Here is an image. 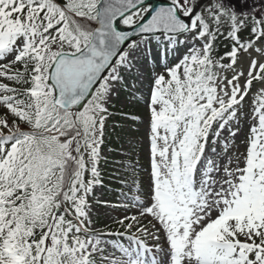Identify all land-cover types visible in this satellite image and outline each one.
<instances>
[{"label":"snow or ice","instance_id":"6c2138e0","mask_svg":"<svg viewBox=\"0 0 264 264\" xmlns=\"http://www.w3.org/2000/svg\"><path fill=\"white\" fill-rule=\"evenodd\" d=\"M0 264H264V0H0Z\"/></svg>","mask_w":264,"mask_h":264},{"label":"rangeland","instance_id":"374dc122","mask_svg":"<svg viewBox=\"0 0 264 264\" xmlns=\"http://www.w3.org/2000/svg\"><path fill=\"white\" fill-rule=\"evenodd\" d=\"M139 95V94H138ZM126 112L132 113L134 116L140 117V120L133 121L125 124L123 119L120 118L119 113ZM116 114L117 119L113 121L115 127L109 126V135L113 137L107 136L104 149L106 152H109L107 156V160H102L100 164V169L102 172H109L108 177L110 178L108 186L118 185V181L114 180L113 177L115 173V162L121 159L119 154L113 155L112 152L119 153L121 150V145H128L134 148L133 155L143 163V156H144V145L146 143V128L143 126L142 122L145 118V108L143 105V100L141 98L139 103L131 102L127 105V107H123L121 104L116 105ZM122 129H130L129 131H122ZM115 139L114 142L110 143L111 139ZM131 138V139H130ZM112 184V185H111ZM118 190H112L110 193L108 192L105 185H103V193L97 192L96 200L99 203L94 204V225L97 229H100L102 232H107L103 227L108 225L113 226L116 228L118 225L113 223V220L116 218H120L124 215H128L131 217L132 215L137 214V208L135 206L129 205L127 208L121 207H114L112 205H116L119 203L120 198L114 193L118 192ZM131 195V193H129ZM107 200L109 203L105 204L104 201ZM116 230V229H115ZM114 230V231H115ZM109 242L112 240L118 239L114 236H106ZM151 243V241H149Z\"/></svg>","mask_w":264,"mask_h":264},{"label":"water","instance_id":"95a60500","mask_svg":"<svg viewBox=\"0 0 264 264\" xmlns=\"http://www.w3.org/2000/svg\"><path fill=\"white\" fill-rule=\"evenodd\" d=\"M170 3L169 0H145V6H150V7H159V6H167ZM121 29L123 30H130L128 27H124L121 24Z\"/></svg>","mask_w":264,"mask_h":264},{"label":"trees","instance_id":"16d2710c","mask_svg":"<svg viewBox=\"0 0 264 264\" xmlns=\"http://www.w3.org/2000/svg\"><path fill=\"white\" fill-rule=\"evenodd\" d=\"M225 43H226V42H225ZM219 51H220L221 53H223V52L227 51V48L224 47V45L222 44L221 47H220V49H219ZM121 230H122V229H121Z\"/></svg>","mask_w":264,"mask_h":264}]
</instances>
